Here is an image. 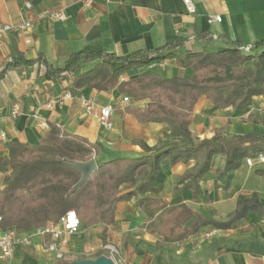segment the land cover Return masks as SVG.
Masks as SVG:
<instances>
[{"label":"crops","instance_id":"0c3cea01","mask_svg":"<svg viewBox=\"0 0 264 264\" xmlns=\"http://www.w3.org/2000/svg\"><path fill=\"white\" fill-rule=\"evenodd\" d=\"M25 2L31 4L30 9L25 8ZM192 3L195 12L190 14L182 0H95L85 11L77 1L0 0V24L17 26L29 18L33 21L30 28L9 31L0 37V73L13 60L14 52L35 61L32 66L10 67L0 77V115L4 117L1 127L8 141L38 145L46 133L36 126L39 119L45 120L49 128L50 124L59 125L98 145L95 162L141 156L143 150L135 143L137 140L151 149L174 140L166 124L143 125L124 112L127 105L144 108L148 100L134 101L116 88L109 92L71 88L76 75L89 71L100 60H83L76 72L53 79L46 77V67L36 61L42 58L55 69L80 51L126 56L179 43L178 48L162 55L183 56L193 50L219 52L231 48L230 42L250 47L264 40V0H192ZM58 10L64 13L63 20H51L43 15L45 11ZM214 17L220 20L211 21ZM110 65L112 69L121 66ZM146 74L188 79L193 70L177 67L174 59L166 58L131 69L120 81ZM66 92L71 93V99L51 109L45 107ZM125 96L128 103L122 102ZM79 98L92 99L97 106L112 105L111 129H103L97 120L86 115ZM14 104L19 105L20 115L12 119L8 115ZM263 105L264 95L255 97L252 105L242 111L232 107L219 109L202 95L193 107L189 131L195 142L210 139L216 132L261 133ZM6 153V144L0 145V158ZM197 167L196 161L171 166L163 159L152 181L155 191H139L138 186L146 181L148 172L142 167L134 185L120 187L121 194L135 192L136 195L117 205L114 222L106 227L81 225L77 234L68 236L65 258L77 251L78 240L82 238L87 239L85 249L95 250L100 256H110L103 251L108 253L104 247L112 246L116 250L112 253L116 264H264V208L260 213H248L229 229L204 227L180 243L165 241L145 221V214L136 205L137 198H159L167 207L185 205L218 221L230 217L238 195L256 193L264 200V177L255 174L260 167L247 166L243 160L236 170L220 176L224 158L216 156L210 171L198 180L195 193L190 181L181 178L194 173ZM207 233L211 234L209 238L204 236ZM43 242V238H35L32 245L0 264H54Z\"/></svg>","mask_w":264,"mask_h":264},{"label":"trees","instance_id":"16d2710c","mask_svg":"<svg viewBox=\"0 0 264 264\" xmlns=\"http://www.w3.org/2000/svg\"><path fill=\"white\" fill-rule=\"evenodd\" d=\"M179 46V43L169 44L155 51L126 56L80 51L71 54L61 68L55 69L42 58L36 61L43 63L46 77L53 79L64 73L76 72L83 60H100L89 71L76 75L71 88L89 87L104 92L116 88L134 101L148 100L144 108L127 105L124 112L133 115L143 125L166 124L175 138L155 149L137 140L135 143L143 150L141 156L96 161V170L78 188L75 186L82 173L70 163L94 160L99 152L98 145L56 124H50L38 145L8 141L7 153L0 158V174H4L0 183L2 229L29 232L57 221L68 211L75 212L81 225L106 227L114 222L117 205L136 195L135 192L121 194L120 187L134 185L142 167H146L148 172L146 181L138 186V190L155 191L152 181L161 160L167 159L171 166L196 161L197 170L183 176L181 181L189 180L193 192L197 193L198 180L210 171L216 156L224 158L221 176L236 170L245 158L264 154V131L216 132L210 139L199 142L193 140L189 131L193 107L202 95L219 109L232 107L239 111L251 106L255 97L264 95V40L256 41L248 51L240 43L230 42L231 48L219 52L193 50L183 56L162 55ZM151 54L156 56L151 57ZM166 58L174 59L177 67L192 68L193 75L183 79L146 74L120 81V77L131 69ZM34 63L14 52L13 60L6 65L0 77L10 67L32 66ZM111 63L121 66L112 69ZM262 123L264 125V120ZM255 174L264 177V168L256 169ZM136 205L159 236L165 241L180 243L204 227L231 228L234 223L245 219L248 213H260L264 200L256 193L238 195L235 209L226 221L207 218L185 205L167 207L159 198H137ZM156 213L159 214L154 218ZM67 262L72 261L66 258L58 264Z\"/></svg>","mask_w":264,"mask_h":264},{"label":"built area","instance_id":"2783aa9c","mask_svg":"<svg viewBox=\"0 0 264 264\" xmlns=\"http://www.w3.org/2000/svg\"><path fill=\"white\" fill-rule=\"evenodd\" d=\"M77 1L80 3L82 10H88L95 0H69ZM188 13L192 14L195 12L192 0H182ZM26 9L31 8V4L25 2ZM43 15L51 20L58 19L63 20L65 18L64 13L61 10L58 11H45ZM218 17H214L211 21H219ZM32 19L25 20L21 25L11 26L7 24H0V37L9 31L18 32L22 28H30L32 26ZM30 40H26L29 43ZM248 47L245 51H248ZM72 95L70 92H66L63 96L56 100L49 101L45 107L47 109L53 108L55 104L61 105L64 100L71 99ZM123 103H128L129 98L124 97L122 99ZM79 105L84 110L85 114L91 118L97 120L103 129L109 130L112 127L111 116L114 111L112 105L97 106L92 99L89 98H79ZM264 114V105L262 108ZM20 115V107L18 104H14L10 110L9 117L12 119L17 118ZM4 117L0 115V145H5L8 142V137L4 129L1 127L3 124ZM36 126L43 132L49 130V125L45 120L39 119ZM253 158H245V164L247 166L253 167L258 165L260 168H264V154H257ZM1 176V175H0ZM1 223V216H0ZM81 224L74 211H68L63 216H61L55 222H48L44 226L31 230L29 232H19L16 229L8 228L2 229L0 227V261L8 262L10 261L14 254L21 250L22 248L32 245L33 238L39 236L43 238V248L47 252L49 258L54 264H58L65 260L64 247L68 245V236L75 235L78 233ZM210 233L205 234V238L210 237ZM105 250L110 252V257L112 259V253L116 250L110 246L106 245ZM113 260V259H112ZM114 261V260H113ZM115 263V261H114ZM116 264V263H115Z\"/></svg>","mask_w":264,"mask_h":264},{"label":"water","instance_id":"95a60500","mask_svg":"<svg viewBox=\"0 0 264 264\" xmlns=\"http://www.w3.org/2000/svg\"><path fill=\"white\" fill-rule=\"evenodd\" d=\"M71 166L77 168L81 173L82 177L75 188L80 187L88 178L89 176L96 170V162L95 160H90L88 162H72L70 163ZM61 264H115L114 261L107 257V256H100L96 259H83L77 260L67 263Z\"/></svg>","mask_w":264,"mask_h":264},{"label":"rangeland","instance_id":"374dc122","mask_svg":"<svg viewBox=\"0 0 264 264\" xmlns=\"http://www.w3.org/2000/svg\"><path fill=\"white\" fill-rule=\"evenodd\" d=\"M253 159H255V158H253ZM2 167H4V165ZM253 167L254 168H258L259 166L256 164ZM3 175L0 176V183L2 181ZM6 177H7V175H6ZM38 237L39 236H36L35 238H38ZM35 238H33V240ZM78 243L79 244L77 245V248H76L77 251L70 258H67L69 261H77V260L82 259V258H84V259H95L98 255H100V253L95 251V250L92 251V250H86L85 249V245L87 243V239H82L81 238V239L78 240ZM103 252L105 254H107V255H110V252H108V253L106 251H103ZM107 257H110V256H107ZM112 259H114V258H112Z\"/></svg>","mask_w":264,"mask_h":264}]
</instances>
